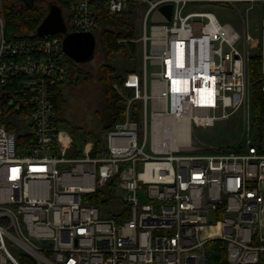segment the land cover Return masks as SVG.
<instances>
[{
    "label": "built area",
    "instance_id": "obj_1",
    "mask_svg": "<svg viewBox=\"0 0 264 264\" xmlns=\"http://www.w3.org/2000/svg\"><path fill=\"white\" fill-rule=\"evenodd\" d=\"M53 3L68 33L94 34L100 8L140 15L143 103L129 101L99 145L72 154L52 101L53 87L69 82L64 35L6 36L0 0V264H207L213 241L225 244L228 264H264V114L259 145L227 153L192 143L196 130L239 111L245 126L249 62L258 56L244 31L207 9L261 6L264 101V0ZM165 4L171 21L151 24ZM148 65L159 68L150 82ZM104 191L111 201L89 200Z\"/></svg>",
    "mask_w": 264,
    "mask_h": 264
},
{
    "label": "trees",
    "instance_id": "obj_2",
    "mask_svg": "<svg viewBox=\"0 0 264 264\" xmlns=\"http://www.w3.org/2000/svg\"><path fill=\"white\" fill-rule=\"evenodd\" d=\"M12 0H3L5 34L10 38L33 37L36 30L47 15L46 9L39 5L19 7L11 5ZM69 0L65 8L70 5ZM137 14L128 11L119 15H112L104 8L98 11L99 26L94 32L98 43L97 49L104 56L105 61L100 65L98 72L94 75L89 71L80 68L79 64L68 58L69 65L74 68L77 74L74 76L75 85L82 82L90 84L96 81L99 85L100 97L96 101L93 109L94 120L91 124L78 125L68 117L69 82L53 87V103L56 111V121L59 126H68L73 137V149L75 154L78 150L76 146L77 133L79 136L100 144V136L106 130L112 128L116 123L123 122L126 117V102L119 95L114 85L123 86L127 76L138 71L140 58L138 47L135 42L138 38V28L133 22ZM115 63H114V62ZM69 68V78L72 76ZM250 86L253 90L254 106L256 108L257 121L259 127L264 114V101L260 92V82L262 77L261 60L259 56L252 57L249 62ZM95 102V100H94ZM133 108H136L135 106ZM138 115H132L137 119ZM85 139V140H86ZM19 145L24 141L19 139ZM85 142V141H84ZM93 203L100 204L111 201V195L107 192H99L91 197ZM212 253L207 264H228L225 244L222 241H213L209 244Z\"/></svg>",
    "mask_w": 264,
    "mask_h": 264
},
{
    "label": "rangeland",
    "instance_id": "obj_3",
    "mask_svg": "<svg viewBox=\"0 0 264 264\" xmlns=\"http://www.w3.org/2000/svg\"><path fill=\"white\" fill-rule=\"evenodd\" d=\"M32 1L34 0H12L11 5L19 6V4L21 3L30 5ZM53 2L54 0H36V5L43 7L48 12L50 4ZM243 6V4H237L235 5L236 8H234L233 6H229L228 4H223V8H209L207 9V11L214 13L216 17L223 23H231L241 33H243L244 31L246 35L247 44L251 47V54H256L259 56L261 46L257 28L260 23L259 18L262 15V9L259 4H246V7L244 8ZM139 16L140 15H138L133 20V22L138 28V38L135 41L137 43L138 55L140 58L138 71L129 74L123 86H120L118 84L114 85L119 95L126 102V106L130 104L129 101H132V107L142 106V100L137 101L136 98L144 92V88L140 83V73L142 70L143 62L141 42L139 40L140 36L142 35L141 18ZM242 17H244V24L242 22ZM104 61V56L98 51L96 47V53L94 58L87 63L79 64V67L95 75L98 72L100 65ZM70 71L72 72V76L69 78L68 85L71 86L68 88L67 91L68 96L70 97L69 109L67 111L68 117H70V120H72L76 124L85 126L91 124L94 120L92 112L94 109L93 105H96L95 103L97 100H99L100 97V91L98 89L99 85L96 81L91 82L90 84L82 82L80 84L75 85L74 76L77 73L74 72L75 70L71 66ZM153 72H159V68L152 65H148L149 82L151 80ZM60 129L63 132L70 133V128L68 126H60ZM77 134L78 135L76 138V146L79 150H83V148H85V145H87L88 142H90L91 140L79 136V133ZM139 135L140 137L141 135H143V122L141 121H139ZM259 142V123L257 121L256 108L254 106L253 100V90L251 86H249L248 89L247 116L245 120V126L243 113L239 111L235 115L231 116L229 119L220 121L214 128L196 130L195 138H192V143L194 146H198L200 143H202L205 146H211L212 148L208 150H211L212 152L227 153L239 152L243 147L246 150L249 144L259 145ZM147 152H149V147L147 148Z\"/></svg>",
    "mask_w": 264,
    "mask_h": 264
},
{
    "label": "water",
    "instance_id": "obj_4",
    "mask_svg": "<svg viewBox=\"0 0 264 264\" xmlns=\"http://www.w3.org/2000/svg\"><path fill=\"white\" fill-rule=\"evenodd\" d=\"M172 4L160 6L151 16V24H167L171 21ZM36 36L43 38L62 34L64 53L78 64L91 61L96 53L97 40L93 33H68L61 8L51 3L46 17L36 30Z\"/></svg>",
    "mask_w": 264,
    "mask_h": 264
},
{
    "label": "bare ground",
    "instance_id": "obj_5",
    "mask_svg": "<svg viewBox=\"0 0 264 264\" xmlns=\"http://www.w3.org/2000/svg\"><path fill=\"white\" fill-rule=\"evenodd\" d=\"M183 128V131H181L180 133H178L179 134V136H180V138L182 139V143L181 142H179V143H177V144H186V145H188L189 144V133H188V131L186 132L185 131V128L184 127H182ZM176 143H173V146H176L177 145Z\"/></svg>",
    "mask_w": 264,
    "mask_h": 264
},
{
    "label": "flooded vegetation",
    "instance_id": "obj_6",
    "mask_svg": "<svg viewBox=\"0 0 264 264\" xmlns=\"http://www.w3.org/2000/svg\"><path fill=\"white\" fill-rule=\"evenodd\" d=\"M35 4H36V0L32 1V3L30 5H35ZM30 5H27L24 3L19 4L20 7H26V6H30ZM15 6H17V5H15Z\"/></svg>",
    "mask_w": 264,
    "mask_h": 264
}]
</instances>
